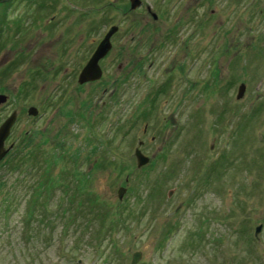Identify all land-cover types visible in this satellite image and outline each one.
I'll return each instance as SVG.
<instances>
[{
	"label": "rangeland",
	"instance_id": "rangeland-1",
	"mask_svg": "<svg viewBox=\"0 0 264 264\" xmlns=\"http://www.w3.org/2000/svg\"><path fill=\"white\" fill-rule=\"evenodd\" d=\"M131 1L0 0V124L18 112L6 146L19 151L32 133L59 156L45 154L53 175L81 178L78 191L62 184L41 197L28 222L39 174L21 182L0 162L14 188L7 211L0 192V264H131L136 251L135 264H264L263 2L208 4L227 33L215 31L219 19L203 33H169L189 0H176L171 18V0H142L138 11ZM118 24L105 74L81 85ZM121 62L125 85L115 81Z\"/></svg>",
	"mask_w": 264,
	"mask_h": 264
},
{
	"label": "trees",
	"instance_id": "trees-1",
	"mask_svg": "<svg viewBox=\"0 0 264 264\" xmlns=\"http://www.w3.org/2000/svg\"><path fill=\"white\" fill-rule=\"evenodd\" d=\"M25 138L26 140H24V144L21 146L19 151L16 150L17 148L15 150H11V152H9V155L6 156L7 158L5 157L6 160L5 158L3 159V163L9 169V171H16L17 173H19L18 178L21 182L30 181L32 176L35 175L34 173L39 174V177H37L34 185L32 186L30 184L31 193H28V195L31 196L29 197L30 204H28L29 210L27 218L29 222V219H31L34 215V209H32V207L33 205L35 206V204L38 203L41 197H43L44 195L47 196L49 193L52 194L55 188L59 187L60 185H64V187L67 185L66 187H68L72 192H74V189L78 191L77 180L81 178L79 177L78 173L72 174V179L70 180V183L68 185V183H65V181H63L64 179H60V176L53 175L51 172V168L53 167V165L49 163L48 159L45 156V154L50 153L42 149V142L35 141L32 137V133H26L24 135V139ZM73 153H76V151ZM50 156L54 157V161H56V159H59V156H56L54 154H50ZM73 156L75 157L76 154H73ZM42 160L43 162H41ZM72 184H74V189H71ZM13 189L14 188H12V186H8L5 177L0 175V192L4 191L6 193V196L2 201V204L5 205L4 211H7L10 206V203L8 201L11 198V195H13ZM69 189H67L66 192H70Z\"/></svg>",
	"mask_w": 264,
	"mask_h": 264
},
{
	"label": "water",
	"instance_id": "water-1",
	"mask_svg": "<svg viewBox=\"0 0 264 264\" xmlns=\"http://www.w3.org/2000/svg\"><path fill=\"white\" fill-rule=\"evenodd\" d=\"M140 0H132L131 1V7L132 9H135L139 6ZM118 27L113 26L108 33L104 36V38L101 40V42L96 47L95 51L89 58L86 65L83 67L81 72L78 76V83L83 84L88 81H94L100 79L102 76V69L99 65V60L103 58L108 51L111 49V36L114 34V32L117 30ZM246 90V85L244 83H241L238 88L237 98L243 97ZM8 101V96L6 94H0V106L5 104ZM27 114L29 116H37L39 114V110L36 106L31 105L27 109ZM18 119V112L17 110L12 111V113L7 116L3 122L0 124V161L9 153L11 148L13 147V143H11L9 146H6V140L10 136L12 132V128L17 122ZM143 144V141L139 142V146L135 149V156L137 160V167L142 168L146 166L150 162V158L145 155L141 150V145ZM127 191V187L120 186L117 194L119 199H122L124 194ZM172 190L169 192V195H171ZM262 229V224H259L255 229V235L258 236L259 232ZM141 257V252L136 251L133 253L131 264H135Z\"/></svg>",
	"mask_w": 264,
	"mask_h": 264
},
{
	"label": "flooded vegetation",
	"instance_id": "flooded-vegetation-1",
	"mask_svg": "<svg viewBox=\"0 0 264 264\" xmlns=\"http://www.w3.org/2000/svg\"><path fill=\"white\" fill-rule=\"evenodd\" d=\"M215 1L216 0H189L187 2V5L185 6L184 10H182L181 11V14H179V17L178 18L180 19V21H178L177 23H175L174 25H172V28L169 31V33H179V32H182V29H186V27H189L190 31H186L185 30V33H203L202 32L203 29L208 26L209 19L211 21H213V22H216V21H219L220 20V24L217 26L218 29L215 30V31H217L218 33H227L230 29H226L224 27L225 20L222 19V18H220L222 15L219 12V10L212 8L211 11H210L211 12V15L208 16V14H207L208 4L213 3ZM241 1L242 0H227L226 2H228V3H234V4L237 5ZM171 2L172 3L174 2V3L170 7V13H171L170 14V18L173 17L174 15H176L175 14L176 9L174 8V5H175L176 0H171ZM255 2H257V3L263 2L262 4L264 5V1H262V0H254V3ZM143 6H144V4H143L142 0H140L139 6L137 8H135L134 11H138L139 9H142ZM144 11L148 12L150 15H153V19L155 21H157L158 19H162V16H163V12L162 11H160V13L157 14L156 12H154L152 10V8L150 6H147V8ZM185 12H187V13H185ZM174 17H176V16H174ZM217 19H219V20H217ZM117 27H118V30H116L114 33H118L119 32V28H120L119 24H118ZM192 28H193V30H192ZM237 30H239V29L235 27V30H232V33H235V31H237ZM115 35L116 34H113L111 36V38H110L111 44H112L111 49L108 51V53L103 58H101L99 60V65H100V67L102 69V76L106 72V69H105V66H104V61H105V59L108 56L111 55V53L113 52V50L116 48V37H115ZM234 40H235L236 43L238 42L236 39H233V41ZM245 44H247V42ZM121 48H123V50H121V51H124V47L121 46ZM120 54L121 55H124L122 52ZM116 74L117 75L115 77V81L118 80L117 77L119 76L120 79H121L120 80L121 81V85L122 84H124V85L127 84L128 76H129V72H128V69H127V64H123L122 62L119 63L118 64V71H117ZM96 81L97 80H95V81H88V82H85V83H83L81 85H90V86H93ZM258 85H261V82H259ZM106 91L107 90L104 89L103 90V93H106ZM114 91L111 92L110 97L114 94ZM104 104H105V102H104ZM259 109H260V107H259Z\"/></svg>",
	"mask_w": 264,
	"mask_h": 264
}]
</instances>
